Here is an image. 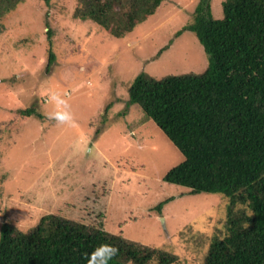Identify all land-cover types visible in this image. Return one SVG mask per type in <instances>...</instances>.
<instances>
[{"label":"rangeland","instance_id":"374dc122","mask_svg":"<svg viewBox=\"0 0 264 264\" xmlns=\"http://www.w3.org/2000/svg\"><path fill=\"white\" fill-rule=\"evenodd\" d=\"M222 1H209L214 18L222 17ZM76 3L22 0L0 18V224L28 229L61 212L164 251L171 264H202L225 201L162 180L182 154L127 93L142 71L161 77L205 69L194 33L175 36L198 0H162L122 37L74 18ZM53 92L69 100L73 126L47 117ZM28 107L42 118L19 113Z\"/></svg>","mask_w":264,"mask_h":264},{"label":"trees","instance_id":"16d2710c","mask_svg":"<svg viewBox=\"0 0 264 264\" xmlns=\"http://www.w3.org/2000/svg\"><path fill=\"white\" fill-rule=\"evenodd\" d=\"M20 1L0 0V18ZM161 1L77 0L72 15L122 37ZM209 1L198 0L193 19L175 32L194 33L207 55L205 69L161 77L142 71L128 85V103L137 104L182 154L162 180L225 201V217L208 237L202 264H264V0H223L221 18L212 16ZM53 60L49 50L46 66ZM19 113L42 118L33 107ZM101 244L119 249L110 264L174 260L61 212L41 215L28 229L9 220L0 224V264H86V254Z\"/></svg>","mask_w":264,"mask_h":264},{"label":"clouds","instance_id":"9594fccd","mask_svg":"<svg viewBox=\"0 0 264 264\" xmlns=\"http://www.w3.org/2000/svg\"><path fill=\"white\" fill-rule=\"evenodd\" d=\"M49 102L53 105L54 110L46 113L49 119L56 121L58 125L73 126L74 116L70 110L69 100L60 92H53L49 96ZM250 225L245 224L247 229ZM119 254V249L111 244H101L96 247L90 254H86V264H110V262Z\"/></svg>","mask_w":264,"mask_h":264},{"label":"water","instance_id":"95a60500","mask_svg":"<svg viewBox=\"0 0 264 264\" xmlns=\"http://www.w3.org/2000/svg\"><path fill=\"white\" fill-rule=\"evenodd\" d=\"M163 222V221H162Z\"/></svg>","mask_w":264,"mask_h":264}]
</instances>
